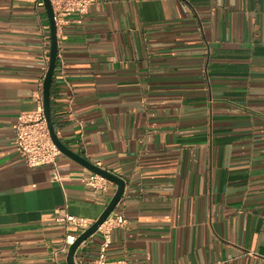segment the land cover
Wrapping results in <instances>:
<instances>
[{
  "label": "crops",
  "instance_id": "1",
  "mask_svg": "<svg viewBox=\"0 0 264 264\" xmlns=\"http://www.w3.org/2000/svg\"><path fill=\"white\" fill-rule=\"evenodd\" d=\"M41 2L0 0V264H68L84 230L67 216L95 223L118 191L64 154L53 182L16 150L49 69ZM58 40V137L127 184L108 263L264 264V0H94Z\"/></svg>",
  "mask_w": 264,
  "mask_h": 264
},
{
  "label": "built area",
  "instance_id": "2",
  "mask_svg": "<svg viewBox=\"0 0 264 264\" xmlns=\"http://www.w3.org/2000/svg\"><path fill=\"white\" fill-rule=\"evenodd\" d=\"M54 9L55 21L58 31L67 24V19L75 14L86 15L92 7L94 0H50ZM44 7V3L39 4ZM50 61V58L47 59ZM43 86H41L42 88ZM15 134V147L23 158L27 166L31 169L52 168L53 182L62 183L63 178L59 172L58 159L61 151L55 145L48 121L44 111L43 97L38 99V108L35 112L22 114L18 122L13 127ZM87 185L96 191H108L109 182L93 175L87 180ZM66 221L75 228L86 231L92 226V222L73 217L66 218ZM127 220L124 217H110L100 228L99 232L104 236V242L100 248L97 264H128V263H108L107 251L111 246V234L116 228H124ZM76 237H67L66 244L62 249L68 252L69 247L76 241Z\"/></svg>",
  "mask_w": 264,
  "mask_h": 264
},
{
  "label": "water",
  "instance_id": "3",
  "mask_svg": "<svg viewBox=\"0 0 264 264\" xmlns=\"http://www.w3.org/2000/svg\"><path fill=\"white\" fill-rule=\"evenodd\" d=\"M45 9L47 11V15L50 22V28H51V50H50V63H49V69L46 74L44 85H43V100H44V111L45 116L48 121V125L50 128L52 139L55 143V145L59 148L62 154L65 156L75 160L79 164H81L83 167L87 168L89 171H91L93 174L98 175L104 179H106L108 182L117 185L118 191L116 195L114 196L113 200L105 210V212L102 214V216L97 220L95 223L92 224L90 228H88L86 231H84L77 239L76 241L69 247L68 250V257H67V263L68 264H77L75 257L79 250V248L86 243L89 239H91L93 236H95L102 225L113 215L116 208L120 204L121 200L124 197L127 184L125 180L115 176L114 174L108 172L107 170H104L97 165L91 163L87 159L83 158L79 154L72 151L70 148H68L62 140L58 137L57 131L55 129L53 117H52V109H51V90L52 85L54 81V76L56 72L57 62L59 58V40H58V27L55 21V14L54 9L52 6V3L50 0H43Z\"/></svg>",
  "mask_w": 264,
  "mask_h": 264
}]
</instances>
